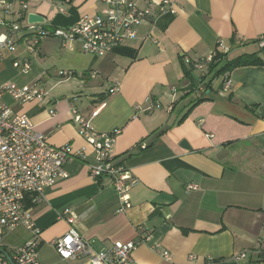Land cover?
Here are the masks:
<instances>
[{"label":"crops","instance_id":"0c3cea01","mask_svg":"<svg viewBox=\"0 0 264 264\" xmlns=\"http://www.w3.org/2000/svg\"><path fill=\"white\" fill-rule=\"evenodd\" d=\"M171 1L173 11L142 22L135 39L105 56L70 50L56 37L34 43L26 33L2 51L0 82L38 83L47 94L20 103L6 93L1 101L29 115L51 144L86 150L66 163L67 177L33 210L40 264H91L61 259L54 248L72 227L97 250L135 241L137 264H264V63L226 73V90V74L196 65L217 51L231 61L257 53L264 62V0ZM100 7L98 0H37L27 17L34 12L48 28H66ZM13 10L21 11L19 0ZM18 17L0 5V18ZM15 60L31 70L19 71ZM78 116L99 133L120 130L113 149L135 182L131 207L110 177L91 175L96 154L79 133ZM66 208L77 214L74 224L62 216ZM32 238L23 225L7 233L0 264H16L14 248Z\"/></svg>","mask_w":264,"mask_h":264},{"label":"built area","instance_id":"2783aa9c","mask_svg":"<svg viewBox=\"0 0 264 264\" xmlns=\"http://www.w3.org/2000/svg\"><path fill=\"white\" fill-rule=\"evenodd\" d=\"M35 1L37 0H19L21 11L16 12L13 10L16 0H0L6 16L18 14L20 18L9 21L0 18V26L6 28L0 34V60L3 59V49L14 48L12 37L17 33L30 35L34 43H39L44 37H56L70 50L105 56L124 42L135 39L142 22L160 12L173 11L171 0H164L159 4L150 0H98L101 7L94 14L84 15L66 28L51 29L43 23L28 22L29 3ZM21 19L25 23H21ZM262 45L264 46V41ZM213 59L214 56L210 55L197 60L196 65L208 69ZM13 65L23 73L32 68L26 61L15 60ZM203 84L204 82L202 86ZM223 86V90L231 87V79L227 74L224 76ZM117 90L118 83L110 92ZM6 93L20 103L44 100L47 93L38 83L19 85L15 82H0V250L4 247L6 234L23 225L32 231L33 238L14 248V261L16 264H40L37 239L41 230L33 221V210L45 199L47 189L54 186L58 179L67 177L66 163L74 156L85 157L86 150H75L69 144H51L48 137L35 128L29 115L15 113L1 101ZM159 106L156 104L148 109ZM101 108H97L92 116H96ZM73 110L78 115L77 110ZM91 122V119L77 117L80 135L94 148L96 154V160L90 166L91 175L95 178L105 175L110 177L122 204L129 208V193L135 182L124 164L115 161L113 149L120 130L99 133ZM145 147L142 144L140 148ZM196 186L189 184L188 189H195ZM62 216L70 224L77 220V214L71 208H66ZM54 245L61 259L83 257L91 264H137L132 255L137 247L135 241H117L111 247L97 250L72 227L65 235L54 240ZM163 255L169 257L167 251ZM245 256L246 254L240 253L237 258Z\"/></svg>","mask_w":264,"mask_h":264},{"label":"trees","instance_id":"16d2710c","mask_svg":"<svg viewBox=\"0 0 264 264\" xmlns=\"http://www.w3.org/2000/svg\"><path fill=\"white\" fill-rule=\"evenodd\" d=\"M236 36L233 37V41L235 42ZM263 64L262 58L256 54H245L235 59L227 60L226 55L222 51H217L216 56L214 57L213 62H211L209 68L211 71L215 70L216 77L225 75L226 73L231 72L234 68L239 66L246 65H259ZM186 73L189 74V71L186 70ZM210 81V85H211Z\"/></svg>","mask_w":264,"mask_h":264},{"label":"water","instance_id":"95a60500","mask_svg":"<svg viewBox=\"0 0 264 264\" xmlns=\"http://www.w3.org/2000/svg\"><path fill=\"white\" fill-rule=\"evenodd\" d=\"M27 19L29 23H45L46 22L45 17L37 13H34V12L28 13ZM182 146L190 148V146H188L187 144V141H183ZM3 252H4L3 250H0V253H3Z\"/></svg>","mask_w":264,"mask_h":264}]
</instances>
